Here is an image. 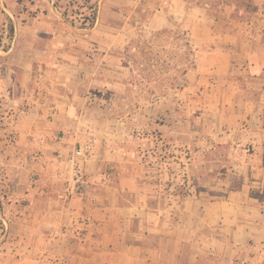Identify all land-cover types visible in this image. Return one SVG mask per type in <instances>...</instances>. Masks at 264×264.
Segmentation results:
<instances>
[{
  "label": "crops",
  "instance_id": "crops-1",
  "mask_svg": "<svg viewBox=\"0 0 264 264\" xmlns=\"http://www.w3.org/2000/svg\"><path fill=\"white\" fill-rule=\"evenodd\" d=\"M176 1L191 17L197 89L212 110L188 143L184 192L145 174L103 173L95 157L77 187L67 171L73 134L62 130L51 146L63 158L47 174L3 180L15 264H264V0H253L249 21L241 9L233 18V5L216 18L206 0ZM45 117L43 106L19 114L23 150L48 145L33 136L60 135L27 120Z\"/></svg>",
  "mask_w": 264,
  "mask_h": 264
},
{
  "label": "rangeland",
  "instance_id": "rangeland-1",
  "mask_svg": "<svg viewBox=\"0 0 264 264\" xmlns=\"http://www.w3.org/2000/svg\"><path fill=\"white\" fill-rule=\"evenodd\" d=\"M245 2L250 10L236 16L249 21L254 1ZM178 3L0 0V264H15L3 180L47 174L48 163L63 158L51 146L64 139L62 130L73 134L67 171L77 187L86 180L84 164L95 157L103 173L145 174L166 182L162 191L184 192L188 143L210 125L212 110L197 89L195 50L186 36L191 17ZM94 5L96 21L83 28L80 20ZM30 106H43L46 116L27 119L31 125L60 131L33 136L48 142L34 151L23 150L14 131ZM67 112L68 120L57 117ZM84 144L89 153L75 157Z\"/></svg>",
  "mask_w": 264,
  "mask_h": 264
},
{
  "label": "trees",
  "instance_id": "trees-1",
  "mask_svg": "<svg viewBox=\"0 0 264 264\" xmlns=\"http://www.w3.org/2000/svg\"><path fill=\"white\" fill-rule=\"evenodd\" d=\"M209 7L208 10L212 12L213 16L216 18H219L218 15H222L225 13V9L227 7H231L232 5L234 6V12L231 14V16L234 18L235 13L238 12L240 9L244 8L245 11L250 10V5L249 3L245 2V0H210L209 2ZM90 13L88 16L83 17L80 20V25L83 28H91L95 21H96V6L94 5L93 7L90 8ZM257 10L256 7H253L251 9L252 12H255ZM10 33L12 34V29L10 30Z\"/></svg>",
  "mask_w": 264,
  "mask_h": 264
},
{
  "label": "built area",
  "instance_id": "built-area-1",
  "mask_svg": "<svg viewBox=\"0 0 264 264\" xmlns=\"http://www.w3.org/2000/svg\"><path fill=\"white\" fill-rule=\"evenodd\" d=\"M90 145L84 144L83 146L79 147L78 150L75 152V157L83 158L86 154L89 153Z\"/></svg>",
  "mask_w": 264,
  "mask_h": 264
}]
</instances>
